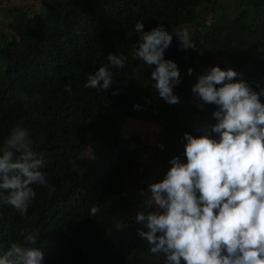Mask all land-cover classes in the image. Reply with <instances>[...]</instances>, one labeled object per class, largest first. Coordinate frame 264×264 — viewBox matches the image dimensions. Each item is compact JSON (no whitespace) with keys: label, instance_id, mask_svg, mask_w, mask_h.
I'll return each mask as SVG.
<instances>
[{"label":"trees","instance_id":"16d2710c","mask_svg":"<svg viewBox=\"0 0 264 264\" xmlns=\"http://www.w3.org/2000/svg\"><path fill=\"white\" fill-rule=\"evenodd\" d=\"M40 10L0 6V145L22 124L48 181L32 186L25 214L0 205V251L31 232L43 264H163L132 219L154 210L139 181L161 180L173 156L184 159L183 134L215 123L216 106L192 92L209 67H230L264 90V0H42ZM138 20L145 31L191 26L196 48H180L173 35L164 53L180 71L178 103L159 97L152 69L132 57ZM109 52L125 55L124 67L110 66L108 89L84 88ZM126 120L159 126L162 146L140 149L139 134L122 130Z\"/></svg>","mask_w":264,"mask_h":264},{"label":"clouds","instance_id":"9594fccd","mask_svg":"<svg viewBox=\"0 0 264 264\" xmlns=\"http://www.w3.org/2000/svg\"><path fill=\"white\" fill-rule=\"evenodd\" d=\"M144 28L139 20L134 25L132 57L152 69L159 97L178 103L173 89L180 71L164 53L173 35L182 49L196 45L187 28ZM126 60L109 52L108 64L90 73L83 87L108 89L114 78L110 66L122 69ZM238 75L216 65L198 76L192 92L216 106L215 123L200 135L183 134L184 159L173 156L163 178L148 186L145 203L154 210L135 215L143 225L138 235L147 240L150 253L163 255V264H264V90L235 79ZM44 164L28 129L17 123L0 145V205L25 214L36 196L32 186L48 183ZM96 212L90 209L91 215ZM36 245V235L29 232L22 243L0 251V264H43L44 253Z\"/></svg>","mask_w":264,"mask_h":264},{"label":"rangeland","instance_id":"374dc122","mask_svg":"<svg viewBox=\"0 0 264 264\" xmlns=\"http://www.w3.org/2000/svg\"><path fill=\"white\" fill-rule=\"evenodd\" d=\"M222 2L226 3V0H221ZM0 6L10 7V11H14L17 7L26 8L31 15L34 13L40 12L42 8V0H0ZM208 21L210 20L211 16L208 15ZM181 28H187V30L190 33L191 26H183ZM180 29V28H179ZM12 30L16 33L20 31V27L14 23L12 24ZM11 30V31H12ZM195 79H192L194 81ZM188 110V109H187ZM196 123H199L198 120H196ZM201 125H203L202 122H200ZM159 126H153L149 123H146L145 121H137V120H126L125 124L122 127V130L126 133H130L132 131H135L139 134L140 139V149L143 148L144 151H153L155 147H161L162 144L159 140L156 139L157 131ZM161 177V174L159 175V179ZM150 180L153 182H156L155 179L150 177ZM159 181V180H158ZM141 183L140 187L143 189H149L148 186L151 184L147 180H141L139 181ZM154 207V206H153ZM132 219L135 221V216H132ZM125 224V220L123 223H120V227L118 229V232L123 229V225ZM117 233V232H116ZM118 235V233H117Z\"/></svg>","mask_w":264,"mask_h":264}]
</instances>
